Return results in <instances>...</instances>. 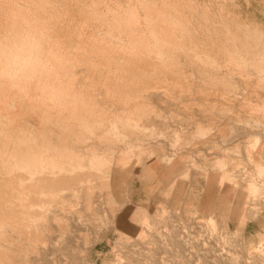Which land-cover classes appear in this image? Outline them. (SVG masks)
Segmentation results:
<instances>
[{"label": "rangeland", "instance_id": "374dc122", "mask_svg": "<svg viewBox=\"0 0 264 264\" xmlns=\"http://www.w3.org/2000/svg\"><path fill=\"white\" fill-rule=\"evenodd\" d=\"M58 1L52 0L54 2V15L58 17L59 12V17L61 18L59 24L62 27L58 30H61V32L68 31L66 33L67 35L70 34V40L68 36L61 37V39L67 40L68 45H70L71 41L72 46H69L70 54L68 51V54L61 55L60 59L54 62V69L55 66L56 68L61 67L62 58L66 57L63 59L62 65L64 64L67 67L71 66L72 63V66L74 64L80 70L82 69L81 78L83 80L87 77V70H84V67H90L91 62L93 64L96 59L100 60L95 61L94 65L98 63L99 68L102 70L106 67L103 64L110 62V59L113 61V58L117 56L126 55V52L117 51L115 53L112 50H108L110 52L107 54V49L103 47L104 45H101L104 39L108 40L109 37L111 38L109 34L114 32L118 36L117 32L120 31L119 34L121 38L123 37V43L119 35L118 38L116 37L117 40L119 39V45L126 48L128 44L125 51H128L130 46L129 53L136 49V53L134 52L135 56H131V53L129 55L132 57V62L130 61L129 64L131 63L134 71H138V67L142 68L139 71H145L146 68L143 69V66L146 65V61L150 60L147 65L150 66L154 62L155 72L158 70L160 72L164 70L165 72L167 68V71L172 70L171 72L177 73L179 78L183 74L181 78L184 77V81L180 78L178 81L180 83H178L176 78H174L176 75L171 78V75H169L168 78L170 80L168 81L169 85H167L169 88H164L157 87L158 81L154 82L156 79L153 82L141 80L143 81H140L144 85L143 87L140 84L139 88L130 90L131 93L130 91L129 94L123 93L130 101L115 99L110 103H108L109 100L104 102L97 97L90 100L89 97L92 98L94 96L88 93H92L93 89L85 85L83 81H80L78 90L88 95L81 97L79 105H82L84 101L93 102L102 107H112L113 104L118 111H122L123 107H129L133 111L132 119L140 120L141 124L147 126V128L142 129L141 125L134 126L132 123L134 129H131L129 125L132 121L120 122L121 128L125 125L128 126L126 127V133L118 134L120 137L116 136L113 141L116 146L115 155L118 156L125 152L129 153L127 150L131 144L132 152L124 164L115 163L113 165V173L109 177L111 182L107 180V183L102 178H97L94 180V187L91 190H89L88 186L86 188H77L81 190L78 194L79 196L68 192L63 196L65 199H60L62 196L59 195V197L54 196V198L52 196L48 197L47 200L52 210L47 214L45 226V238L47 241L45 239V243H41L39 246L40 250L30 252L28 262L23 264H264V87L263 89H258V87L250 84V82H254L264 86V82L259 75L255 74V70L249 72L252 69L244 66V63L240 62L242 61L241 59L237 60L238 57L235 53L231 52L232 54H230L229 48L227 49L229 53L225 49V45L230 47L229 39H227L228 37L225 34L228 31V27L236 29L235 18L248 15L251 18L252 25L259 24L264 31V0H152L153 4L155 2L157 4L154 5V10L150 3L151 0H146L145 6V0L142 2L141 0ZM94 1H96L95 4H93ZM63 2H66V4L63 5ZM56 3L57 6L55 5ZM58 3H60L59 6ZM82 4L86 5L82 6ZM92 6L95 7V10ZM96 6H99L98 9ZM54 7L59 9L54 11ZM84 9L86 10L84 11ZM89 9L90 12L88 11L87 16V10ZM116 11H119L120 14ZM162 11L164 16L163 13L162 15L159 13ZM114 13L115 19L114 16L112 17ZM169 13L173 14L172 16H175V19L177 18L176 23L173 22L174 18ZM146 14L147 16L156 15L153 17L149 16L146 19ZM206 15L211 17L210 21L208 18V21H206ZM221 15L223 18L218 19L216 17H221ZM160 16L162 21L159 19ZM167 16L171 17L168 18ZM213 16H215V20L212 18ZM189 17H191V20H188L190 19ZM193 17L196 19H192ZM231 17L233 21H231ZM85 18L87 19L85 20ZM170 19L174 26L170 25ZM197 19H199L198 22ZM221 19L225 20V24L222 23L223 21L221 22ZM217 20H219V23L215 24ZM189 21L197 24L195 28L193 22H190L193 26L192 32L196 29L191 37L192 32L191 34L190 32L184 34L183 29L185 30V28L181 26L189 24ZM116 22L117 27L121 24V28L120 26L119 29L116 28ZM213 22L218 30L215 29L214 31ZM220 22L224 27L222 29L224 40L221 34H218L219 28H222ZM198 23L200 24L199 28ZM154 24H156L157 28L154 30L155 34L152 31L153 26L155 27ZM112 25H115L114 28L117 29V32H115L116 29ZM171 26L173 27L170 29ZM167 27L169 32L166 35ZM110 28H113L112 32H110ZM162 30L164 34H161ZM207 30H210L209 35L213 34L212 38L209 35H204ZM212 30L214 33H212ZM79 31L85 34L83 41L81 39L83 44L77 43L80 40L77 35ZM197 31H200V33ZM151 32L152 34H150ZM176 32L178 33L176 34ZM152 35L156 38L154 39ZM159 35L161 38H165V42L163 39L161 41ZM170 35H172V38ZM185 35L188 36L185 37ZM202 36L203 38L201 39ZM214 36L217 39H214L216 38ZM76 37L78 40H76ZM125 37L127 39H124ZM189 37L190 39L193 38V40H190ZM206 37H208V45L205 43L207 42ZM220 37L222 39H218ZM98 38L102 41L98 42ZM209 38L214 39L212 40L213 43L215 42L219 48L224 46V50H222L223 48L220 50L216 45L214 46ZM127 40L130 41L128 42ZM168 40L171 41L168 42ZM219 40H221V44H219ZM147 41L148 43H146ZM90 42L92 43L90 44ZM137 43L139 44L137 45ZM94 44L98 49L100 48L104 52L106 50L107 56L102 51L101 54L97 47H94ZM160 44L162 45L161 47ZM68 45L66 46L67 49ZM131 45L134 48L131 49ZM165 45H168V50ZM170 45L172 48L169 47ZM146 46H149V50H146ZM86 47L87 49L90 47L88 51ZM182 47L186 48L185 52L187 54L182 51ZM77 48L79 50L74 51ZM156 48H161L163 56L166 55V60H164L163 56V58L157 57ZM80 50L84 53L87 51V53L82 54ZM79 51L80 55L78 54ZM71 53L74 54L76 61L71 59L72 62H70ZM97 53L98 58L96 57L95 59L94 57ZM149 54L152 58L148 56ZM151 54L157 59L156 62L155 59L153 61ZM84 55L85 57H83ZM80 56L83 59L87 57V61ZM232 57H236V60L235 58L233 60ZM140 60L145 61V63L143 62L144 64H142ZM175 60H178V62H174ZM65 61L67 64H65ZM136 61L139 64H136ZM163 62H166L169 68ZM56 63L57 65H55ZM171 63H173V67L169 66ZM100 65L103 66L100 67ZM153 65L150 68L152 71L149 72L151 74L155 69ZM134 66H136L137 70H135ZM159 66L162 67L159 69ZM211 66H213V70H211ZM125 68L126 70L123 66L121 72H133L132 68L131 70L129 69L130 66H125ZM119 69L121 67H118V70L115 67L114 70L120 72ZM179 70H182L180 71L182 74ZM171 72L166 74H171ZM54 78L58 81L61 80L59 76ZM173 78L175 81H173ZM216 80L223 81L226 84L231 82L233 85H229L230 83L227 85L217 84ZM181 82H185V85L184 83L181 84ZM146 83H150L149 86ZM59 85H55L54 89L55 87L59 88ZM100 86L103 87V93L110 90V88H105L102 84ZM50 92L53 93V90L50 89ZM256 92L257 94H255ZM219 95L221 96L219 97ZM66 96L71 99L69 95H65L64 100ZM62 97V95L60 97L59 95L56 96L58 98L57 101L60 102L59 99H61L60 103H62ZM69 98L67 99L70 100ZM35 99H37V96L33 97L32 100L38 101ZM67 99L65 105L66 103L68 104ZM71 101H69L70 104ZM259 101H261L263 109L259 108V104L257 106L256 102ZM16 102H18V99ZM10 109L13 116L17 119V126L19 125L23 129L35 130H43L45 128L54 134L55 141L64 129L60 118L74 120L73 117H69L72 109L68 105L62 107V112L57 113V111L53 110L52 115L55 121L53 119L45 121L43 113L39 109L35 110L27 100L23 102L19 100L17 107ZM79 110L82 111L81 108ZM81 134H85V132ZM86 134L87 136L90 135L87 132ZM62 135L68 139L74 135L76 136L74 133ZM256 137H259L260 144L252 148L251 144L255 142ZM13 140L5 143L11 146L15 143ZM98 141L100 140L97 133L88 140V142ZM0 142L2 143V140ZM74 142L73 146L78 149V142ZM253 157L258 159L259 162L252 161L251 158ZM86 172L90 171L86 170ZM115 176H121V180L114 182ZM183 177H186V179ZM221 178H223V185H221ZM251 182L259 186V191L252 193L247 198V194L250 193L249 185ZM226 189L229 190V194L223 197V191ZM56 198L58 199L55 200ZM53 199L56 204L52 202ZM59 200L63 201L60 203ZM245 200H248V202L243 204ZM242 205H245L244 212ZM37 206L39 207V204ZM54 206L56 207L53 209ZM61 206H64V209ZM54 210L55 212H53ZM211 215L214 218L213 222ZM63 241L65 242L63 243ZM65 243L71 249L70 253H68ZM61 246L63 249H61ZM58 249L62 252H59ZM40 251L43 254H39ZM65 251L66 253L62 254ZM74 252L75 254H73ZM69 255H72V258ZM36 256L37 258L33 261ZM32 258L33 260H31ZM74 258H77L78 261ZM72 260L74 261L72 262Z\"/></svg>", "mask_w": 264, "mask_h": 264}, {"label": "bare ground", "instance_id": "6f19581e", "mask_svg": "<svg viewBox=\"0 0 264 264\" xmlns=\"http://www.w3.org/2000/svg\"><path fill=\"white\" fill-rule=\"evenodd\" d=\"M99 1H101V0H99ZM142 1L143 0H141V2ZM147 1L144 2V6L147 3ZM79 2H80V0H79ZM95 2L96 1H94L93 4H95ZM53 3L54 2H52V0H0V141L2 140V143L0 142L1 143L0 144V199H2L1 203H0V264H23L24 262H28V257H29L30 252L40 250L39 246L41 245V243H45V239H46L45 238L46 237L45 236V230H46L45 226H46V221H47V216H48L47 214H49V211L52 210V208L50 207V205L48 203L49 201L47 200L48 197L52 196V198H54V196L57 197L59 195V196H62L60 199H65L63 196H65L66 193H68V192H71L72 194L79 196L78 194L81 190H79L77 188H80V187L86 188L88 186L89 190H91L92 187H94L93 186L94 180L97 178H102L104 181L107 182V180L110 179L109 177L113 173V165L115 163L120 164V165L124 164L129 159V156L132 152V148H131L132 144H131V146L128 147L127 151H129V153L125 152V153H122L121 155H118V156L115 155L116 146L113 144V141L115 140L116 136H119L118 134H120V135L122 133L125 134L126 130H127L126 127L128 126V125H125V126H123V128H121L120 122H131L132 121L129 125V126H131V129H134V126H137V125H141L142 129L147 128V126L141 124L140 120H133L132 119L133 111L129 107H123L122 111H118L117 108H115L116 106L113 104H112V107L111 106L102 107V106H98L97 104H95L93 102L84 101L82 105H79V101L81 100V97H83L84 95L90 94L91 96H94L92 98L89 97L90 100L97 97L99 100H103L104 102H105V100H109L108 103L113 102L115 99H118V100L122 99V100L128 102V101H130V99L127 98V96H124L123 93L126 92L129 94L130 90L139 88L141 82H143L141 80H146L147 82H151V81L153 82L156 79V81H154V82L158 81L157 87L169 88V86H167V85H169L168 81L170 80V78L172 76L174 77V75H176L174 78H176V81L178 82L179 79L183 75L180 72L182 70H179V72L182 74L179 78L177 73L175 74V72H171L172 70L167 71V68L165 69L166 70L165 72H164V70H162V72H160L158 69L157 70L159 72L158 71L155 72L156 68L154 67L155 64L153 62L155 57H154V55H152L154 53L151 54L153 56V61L151 60V62H153L154 65L153 64H151V65H153V67L155 68L154 69L155 73L154 72L152 74L149 73L150 71H152V70H150L151 65L150 64H149L150 66L147 65L150 60L146 61V65L143 66V69L146 68L145 71H143V70L139 71V69H142L139 67H138V71H134V68H132L133 66H131V63L129 64V62L132 60V57H130L129 55L131 53V56L132 55L135 56L136 55L135 54L136 49H135V51L133 50V52L129 53L130 46H129V50L125 51V50H127L126 48L128 47V44H127L126 48H123L124 46L121 47L119 45V41H118L119 39L117 40L116 37L118 38V36L120 35L119 34L120 31L117 32L116 28L119 29V26L121 24L117 27V22H116V28H114L115 25L114 26L112 25V26L114 29H116L115 32H117L118 36H116V34H114V32H112L113 28H110L111 29L110 32H112V34H109V35L111 36V38L109 37L108 40L104 39L103 41L101 39L99 40V38L97 40H98V42L102 41L101 45H104L103 47L105 49H107V54L112 50L115 53L117 51L126 52L125 53L126 55L117 56V57L113 58V61H111V59L110 60L108 59L110 62H106V64L104 63L103 65H105L106 67L104 66L105 68H103L101 70L98 66V63H96L97 65L96 64L94 65L95 61L97 62V60H98V59H96V57L98 55V53H97L96 56L94 55L95 56L94 58L96 60L93 62V64L91 62V64L89 65L90 67H87V66L84 67V70L85 69L87 70V72H86L87 77L84 80L81 78V74H82L81 70L82 69L80 70V68L75 66L74 64L72 66V63H71V66L66 65L67 67H65L64 64H63L64 66L62 65L63 59L66 57L62 58V62L60 64L61 67L56 68V66H55V69H54V67H53L54 62L56 60H59L61 55L68 54L69 46L70 45L72 46V43L70 41V45H68L67 40L65 41V40L61 39V37H67V36L69 38L70 34L67 35L66 32H68V31H66V30L62 31V32H61V30H58L62 27L61 24H59V21H61V18L59 17V12L57 15L58 17H56L54 15ZM60 3H58V6ZM81 3H83V2L81 1ZM84 3H86V2H84ZM150 3L153 6L152 9L155 8L154 5H157L156 2H155V4H153L152 0L150 1ZM65 4H66V2L65 3L63 2V5H65ZM55 5L57 6V3ZM83 5H86V4H82V6ZM60 7H61V5H60ZM96 7L98 9L99 6H96ZM93 8L95 10V7H93ZM56 9L57 8H55L54 11H56ZM150 9H151V6H150ZM60 10L62 11L61 8H60ZM85 10L86 9H84V11ZM102 10H104V9H102ZM88 11L90 12V9L87 10V16L89 13ZM92 12H94V11H92ZM187 12H188V10H187ZM96 13H95V15H96ZM117 13L120 14L119 11ZM122 13H123V11H122ZM159 13L161 15L163 13V16H164L163 11L159 12ZM185 13H186V11H185ZM226 13H227V11H226ZM124 14H126V13L124 12ZM190 14L192 15L191 12H190ZM101 15H103V14H101ZM155 15H149V16L153 17ZM166 15H167V13H166ZM166 15H165V17H166ZM61 16H63V15H61ZM113 16L115 19V13L112 14V17ZM149 16H147V14H146V19ZM132 17H133V15H132ZM170 17H168V18H170ZM216 17H218V19L223 18L222 15H221V17H219V16H216ZM189 18L190 19H188V18L187 19L191 20V17H189ZM194 18L195 17H193L192 19H194ZM205 18H206V21H208L211 17H208L206 15ZM207 18H208V20H207ZM212 18L214 20L216 19L215 16H213ZM224 18H225V14H224ZM86 19L87 18H85V20ZM91 19H94V18H91ZM96 19H97V17H96ZM159 19L161 20V16ZM171 19L169 20L170 25L172 24ZM176 19L175 18H174V20L172 19L174 23H176V21H177ZM230 19H231V21H233L232 17ZM230 19H229V21H230ZM136 20H137V18H136ZM183 20H185V19H183ZM250 20H251V18L248 15L242 16V17L240 16V18H237V19L235 18L234 24L237 25V26L235 25L236 29H234L232 26H231L232 28H229L227 26L228 31H229L228 32L227 28H226L227 33L225 35L228 37L227 39H229L228 42L230 43V47H228V45L226 46L225 43H224V45H225L226 52L229 53V50H230V54L235 53V55L238 57L237 60L241 59L242 61H240V62H243L244 66L250 67L252 70L251 71L248 70L249 72H252L255 70V74L259 75L261 80L264 82V31L259 24L253 26L252 25L253 23H251ZM157 21H158V18H157ZM157 21H156V24H157ZM198 21H199V19H197V22ZM218 21L219 20H217L215 22V24L219 23ZM222 21H223V19H221V22ZM224 21L222 22L223 24H225ZM231 21H230V23H231ZM62 22H63V19H62ZM190 22L191 21H189V24H187V25L186 24L181 25V26H184V28H185V30L183 29L184 34L185 33L187 34V32H190V34H191L193 26L191 25L192 22L191 23ZM221 22H220V24H221ZM82 23H83V20H82ZM183 23H185V22H183ZM156 24H154L155 27L153 26V30H152L153 32H154V30L157 29ZM160 25L163 26V24H161V23H160ZM190 25H191V27H190ZM193 25L197 26V24L196 23L194 24V22H193ZM199 25L200 24L198 23V28H199ZM173 26H171L170 29ZM196 26H195V28H196ZM213 26H214V22H213ZM221 26H222V24H221ZM157 27L160 28L159 26H157ZM215 27L216 26H214V28H213L214 31H215V29L218 30V28H215ZM217 27H219V26H217ZM120 28H121V26H120ZM198 28H197V30H198ZM201 28H203V27H201ZM220 28H219V32L218 31L217 32H218V34L219 33L221 34V37H223V40H224V36H222V32H223L222 29L224 27L222 26L221 32H220ZM123 30H124V28H123ZM140 30H141V27H140ZM180 30H182V28H180ZM97 31H98V29H97ZM174 31H176V30H174ZM195 31H196V29H195ZM195 31H193L191 35L188 33V35H190V37H191ZM200 31L199 32L197 31V32L200 33ZM207 31L204 34L206 36L209 35L210 30L208 32ZM162 32H163V30L161 31V34H164V32L163 33ZM168 32H169V30L167 27V32H165L166 35ZM86 33H88V32H86ZM157 33H158V31H157ZM177 33L178 32H176V34ZM201 33H202V31H201ZM212 33H214L213 30H212ZM122 34L124 35L125 33L122 32ZM150 34H152V32ZM153 34H155V32ZM171 34H172V30H171ZM73 35H74V33H73ZM77 35L80 37V40L77 43L83 44L82 41L84 39L83 36L85 34L82 31H79V33ZM188 35H185V37H187ZM59 36H60V38H59ZM103 36H102V38H103ZM125 36H126V34H125ZM196 36L198 37V35H196ZM212 36H213V34L209 35V37H211V38H212ZM170 37L172 38V35H170ZM190 37H189V39H190ZM214 37H216V36H214ZM218 37H219V35H218ZM221 37L218 39H222ZM122 38L120 35L121 42H122ZM153 38L155 39L156 37L153 36ZM159 38L162 41L163 38H161L160 35H159ZM159 38H157V39L159 40ZM193 38H194V36H193ZM193 38H191V39L193 40ZM202 38H203V36L201 37V39ZM81 39H82V41H81ZM124 39H127V37H125ZM146 39H147V37H146ZM168 39H169V37H168ZM207 39H208V37H206V40ZM214 39H217V37ZM214 39H210V42L213 43L212 40H214ZM69 40H70V38H69ZM73 40H74V38H73ZM76 40H78V38ZM182 40H184V39H182ZM203 40H205V39H203ZM127 41L129 42L130 40H127ZM163 41L165 42V38L163 39ZM169 41H171V40H168V42ZM195 41H196V38H195ZM220 41L221 40H219L218 42H220ZM87 42H88V39H87ZM164 42H163V46H164ZM223 42H225V41H223ZM228 42H226V44H228ZM91 43L92 42H90V44ZM146 43H148V41ZM201 43H204V42H201ZM205 43H206V45H208L207 44L208 40ZM95 44H94V47L99 46L98 44H96L97 46H95ZM138 44L139 43H137V45ZM157 44L159 45V43H157ZM167 44H169V43H167ZM213 44H214V46L216 45L215 42ZM219 44H221V42ZM67 45H68V49L66 47ZM179 45H180V43H179ZM222 45H223V43H222ZM154 46H155V43H154ZM161 46L162 45L160 44V47ZM165 46H167V50H168V45H165ZM135 47H136V45H135ZM169 47L172 48L171 45ZM132 48H134V46L132 47V45H131V49ZM182 48H183L182 51H184V53H186L185 52L186 48H184V47H182ZM217 48H219V46H217ZM222 48H219V49L224 50V46H222ZM228 48H229V50H227ZM71 49H72V47H71ZM88 49L86 47L87 51H88ZM97 49H98V47H97ZM97 49H95V50H97ZM140 49H141V47H140ZM154 49H153V52H154ZM78 50L79 49L77 48V50H74V51H78ZM84 50H85V47H84ZM91 50H92V47H91ZM98 50L100 52L102 51V50H100V48ZM108 50H110V51H108ZM146 50H149V46L146 48ZM179 50H180V47H179ZM72 51H73V49H72ZM80 51L82 54L84 53V52H82V50H80ZM80 51L78 52L79 55H80ZM87 51L85 53H87ZM138 51H137V54H138ZM143 51H145V50H143ZM155 51L158 54L157 55L155 52L157 57L163 56V52H162L161 48L157 49ZM102 52H104V50ZM102 52H101V54H102ZM72 53H71L72 58L69 57L70 62H72L71 59H75V61H76V58L73 56L74 54H72ZM91 53H92V51H91ZM91 53L89 52V54H91ZM104 53L106 55V50ZM141 53H142V49H141ZM141 53L139 52V54H141ZM173 53H175V51H173ZM69 54H70V51H69ZM170 54H171V52H170ZM92 55H93V53H92ZM188 55H189V53H188ZM109 56H112V55H109ZM148 56H150V54ZM80 57H82V56H80ZM83 57H85V55ZM83 57H82V59H83ZM89 57H90V55H89ZM89 57H88V59H89ZM163 57H164V60H166L165 59L166 55ZM77 58H79V57H77ZM86 58L83 60H86ZM167 58L169 59V57H167ZM232 58H233V60H234V58L236 60V57H232ZM101 59H102V57H101ZM147 59H148V57H147ZM173 59H176V58H173ZM227 59H229V58H227ZM120 60H122V61H120ZM145 60H146V58H145ZM164 60L162 59V61H164ZM178 60H175L174 62H176V61L178 62ZM80 61H81V59H80ZM137 61H136V64L138 63ZM140 61L142 62V64L145 63V61H143V60H140ZM156 61H157V59H155V62ZM160 61H161V59H160ZM67 62H68V58H67ZM67 62L65 64H67ZM73 62H74V60H73ZM167 62H168V60H167ZM169 62H170V60H169ZM200 62H202V61H200ZM88 63H86V65H88ZM234 63H235V61H234ZM75 64H77V63L75 62ZM163 64H165L167 66L166 62L165 63L163 62ZM172 64L173 63H171V65H169V66H172ZM55 65H57V63ZM78 65H79V63H78ZM103 65H100V67ZM140 65H141V63H140ZM219 65H220V63H219ZM94 66H96V67H94ZM123 66H124L125 70H126L125 66H130L129 69L131 70V68H132L133 72H130V71H129L130 73H126L125 71L121 72ZM157 66L158 65L156 63V67ZM115 67H117V70H118V67H121V69H119V71L121 73L118 72L117 70L115 71L114 70ZM134 67L136 68V66H134ZM160 67H162V66H159V69H160ZM212 67L213 66H211V68ZM241 67H242V65H241ZM199 68H200V66H199ZM213 69L214 68H212L211 70H213ZM135 70H137V68ZM175 70H176V67H175ZM167 72H171V74H166ZM177 72H178V70H177ZM250 74H252V73H250ZM169 75H171L170 78H168ZM230 75H232V74L230 73ZM57 76L61 77V80L58 81L54 78ZM177 76H178V78H177ZM217 77H218V75H217ZM174 78H173V81H175ZM183 78H181V80H183ZM253 78H254V76H253ZM218 79H220V78H218ZM80 81H83L85 85H88L89 87H91L93 89V92L88 93V94L81 93L78 90ZM178 83H180V82H178ZM183 83L185 85V82H181V84H183ZM216 83L217 84H226L225 82L220 81V80H216ZM229 83H227V84L233 85V84H231V82H229ZM57 84H60L59 85L60 87L59 88L55 87V89H54V86ZM101 84L104 85L105 88H110V90L103 93L102 92L103 87L100 86ZM146 84H147V86H149L150 83H146ZM250 84L255 86V87H258V89H260V88L263 89V87H264L263 85L258 84V83H254V82H250ZM143 86L144 85H142L141 87H143ZM50 89L53 90V93L50 92ZM130 93H131V91H130ZM255 94H257V92ZM58 95H59V97L61 95L63 96L62 99H63L64 104H63V102L60 103L62 101L61 99H59L60 102L57 101L58 98H56V96H58ZM65 95H69L71 97L72 101L68 96H66L65 100H64ZM248 95H250V93H248ZM36 96H37V99H35V100H38V101L32 100V98L36 97ZM220 96L221 95H219V97ZM228 97H230V96H228ZM67 98H69L70 100H68ZM85 98H86V96H85ZM126 98H127V100H126ZM17 99H18V102H19V100L21 102L27 100L28 102H30L31 106L35 110L39 109L43 113L42 115H43V119L45 121H50L51 119H53V115H52L53 110L57 111V113L62 112V107L68 105L72 109L71 113L69 114L70 115L69 117H73L74 120L72 119L73 121H71L70 119L64 120L62 117L60 118L61 119L60 120L61 125L63 126L64 129L62 130L60 135H58V136L56 135L57 139L55 141V139L53 137L54 134H52V132L47 131L45 128L43 130H41V129L35 130V129H23L21 126H19V125L17 126V119L15 116H13V114L11 113V109H10L12 107H14V108L17 107V104H18V102H16ZM66 99L68 100V104L66 103V105H65ZM69 101H71V104L69 103ZM256 104H257V106L259 104L260 105L259 108L263 109V106L261 105V101L256 102ZM79 107L81 108L82 111L79 110L80 109ZM254 109L257 110L256 107H254ZM261 112H263V111H261ZM139 119H141V118L139 117ZM132 123L134 124V126ZM84 132H85V134L80 135V133H84ZM86 132L89 133L90 135L87 136ZM65 133H70V134L74 133V134H76V136L74 135V136H72V138L68 139L62 135ZM95 133H97V136H99L100 141L88 142L89 138L92 137ZM16 135H18V136L15 137ZM12 140L15 143H13V145H11V146L10 145L8 146V144L5 143V142L12 141ZM74 141L78 142V145L76 144L78 149H76V146H73V143H75ZM259 143H260V140H258L256 142L255 146H257ZM176 144H174V145H176ZM124 151H125V149H124ZM117 153H118V151H117ZM251 159L253 161V158H251ZM175 164L177 165V163H175ZM172 165H173V163H172ZM86 170H88L90 172H86ZM169 178H171V177H169ZM183 178L186 179V177H183ZM222 179L223 178H221V182H222ZM117 180H121V176H119V177L115 176L114 182H116ZM252 189L256 193L259 191L257 186L252 185L251 190ZM179 190H181V189H179ZM169 193H170V191H169ZM248 197H249V195L247 196V198ZM57 199L58 198H56L55 200H57ZM61 201H63V200H59L60 203H61ZM52 202L55 203L54 199ZM60 203H58V204H60ZM38 204H39V207L37 206ZM55 207L56 206H54L53 209ZM61 208L64 209V206H61ZM98 209H99V207H98ZM247 209H249V208L247 207ZM96 210H97V208H96ZM53 212H55V210ZM243 212H244V209H243ZM56 219L59 221L58 218H56ZM61 219H60V221H61ZM211 220L213 222V218H211ZM69 235L71 236L70 232H69ZM46 241H47V239H46ZM64 242L65 241H63V243ZM65 247L68 249V253H70L71 249L66 246V243H65ZM65 247H64V250H65ZM177 247H179V246H177ZM180 247H182V246L180 245ZM42 249L44 250L43 247H42ZM61 249H63V247ZM41 251L39 252V254L41 253ZM176 251H177V249H176ZM59 252H62V251L59 250ZM34 253H32V254L36 255ZM64 253H66V251L63 252L62 254H64ZM41 254H43V253H41ZM73 254H75V252ZM76 255L79 257L78 254H76ZM65 256H66V254H65ZM69 256L72 258V255H69ZM40 257H42V256L40 255ZM35 258H37V256L34 257V260H33V258L31 260L35 261ZM74 259H77V258H74ZM73 261L74 260H72V262ZM77 261H78V259H77ZM85 261H86V259H85ZM69 262H71V261L69 260ZM182 263H183V261H182ZM66 264H69V263H66Z\"/></svg>", "mask_w": 264, "mask_h": 264}, {"label": "crops", "instance_id": "0c3cea01", "mask_svg": "<svg viewBox=\"0 0 264 264\" xmlns=\"http://www.w3.org/2000/svg\"><path fill=\"white\" fill-rule=\"evenodd\" d=\"M258 140H260L259 137H256V140H255V142H254L253 144H251V147L254 148V147H255V144H256V142H257ZM259 144H260V143H259ZM259 144H258V145H259ZM253 161H254V162H258V159H256L255 157H253ZM221 185H223V182H221ZM252 185H253V186H257V188H259L258 185H256L255 183L251 182L250 185H249L250 193L247 194V196L249 195V197L251 196L252 193H256L253 189L251 190V186H252ZM228 194H229V190L226 189V190L223 191V197L228 196ZM249 197H248V198H249ZM247 202H248V200H245V201L243 202V204H246ZM242 209H244V211H245V205H242ZM211 217L213 218V215H211ZM213 220H214V218H213Z\"/></svg>", "mask_w": 264, "mask_h": 264}]
</instances>
